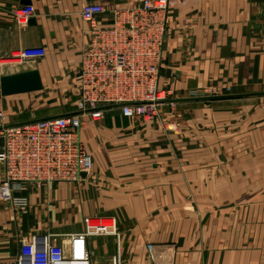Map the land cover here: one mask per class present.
<instances>
[{
	"label": "crops",
	"instance_id": "0c3cea01",
	"mask_svg": "<svg viewBox=\"0 0 264 264\" xmlns=\"http://www.w3.org/2000/svg\"><path fill=\"white\" fill-rule=\"evenodd\" d=\"M29 1L34 12L20 21L26 4L0 0V75L36 70L42 87L0 92V125L77 113L88 37L81 6L137 2ZM39 46L43 57L18 55ZM160 83L174 105L155 121L119 107L97 121L81 116L92 165L78 183L14 190L23 211L0 198V264H15L21 240L48 236L66 246L88 219L106 218L116 234L87 236L92 263L119 252L121 264H153L146 245L154 244L163 264H264V95L255 94L264 92V0H169ZM215 86L238 97L200 99Z\"/></svg>",
	"mask_w": 264,
	"mask_h": 264
},
{
	"label": "built area",
	"instance_id": "2783aa9c",
	"mask_svg": "<svg viewBox=\"0 0 264 264\" xmlns=\"http://www.w3.org/2000/svg\"><path fill=\"white\" fill-rule=\"evenodd\" d=\"M168 8L169 0H137L111 10L98 3L81 6L88 37L78 67L77 113L0 125L2 200L11 201L23 211L26 200L13 196L14 190L26 184L78 183L82 173L88 175L92 159L80 137L82 115L97 121L106 108L119 107L125 117L153 121L164 104L174 105L171 90L160 83ZM33 12L31 5H24L15 15L25 21ZM106 13L108 18L99 17ZM18 55L43 57L45 49L25 47ZM225 88L215 86L199 95H221ZM0 119H4L2 112ZM87 222L92 223H87L84 232L70 235L66 246L50 241L48 236L39 241L21 240L15 264H121L119 252L108 261L92 263L87 246L90 234H116L115 221L106 218ZM146 249L153 264H163L158 258L164 252L161 246L147 244Z\"/></svg>",
	"mask_w": 264,
	"mask_h": 264
},
{
	"label": "water",
	"instance_id": "95a60500",
	"mask_svg": "<svg viewBox=\"0 0 264 264\" xmlns=\"http://www.w3.org/2000/svg\"><path fill=\"white\" fill-rule=\"evenodd\" d=\"M22 3L29 5L30 1L22 0ZM32 21L33 20H31L30 22ZM41 87L42 85L40 82L39 74L36 70H28L13 74L0 75V92L3 95L38 90ZM255 94L264 95V92H256ZM233 97H238V95H232V94L210 95V96L200 97V99L216 100V99H225V98H233ZM36 120H40V119H36ZM36 120L25 121L19 124L36 121ZM81 175L84 177L86 174L82 173Z\"/></svg>",
	"mask_w": 264,
	"mask_h": 264
},
{
	"label": "rangeland",
	"instance_id": "374dc122",
	"mask_svg": "<svg viewBox=\"0 0 264 264\" xmlns=\"http://www.w3.org/2000/svg\"><path fill=\"white\" fill-rule=\"evenodd\" d=\"M225 87H228V86H224V87H222V88H225ZM226 89V88H225ZM224 90V89H223ZM228 91H230V88L228 87V89L226 90V92H228ZM171 107V106H170ZM172 108V107H171ZM161 115V111H160V114H159V116ZM153 121H155V120H153Z\"/></svg>",
	"mask_w": 264,
	"mask_h": 264
}]
</instances>
